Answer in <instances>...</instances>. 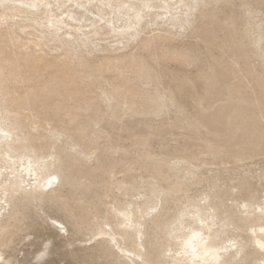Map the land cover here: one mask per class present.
I'll return each instance as SVG.
<instances>
[{"label": "rangeland", "instance_id": "obj_1", "mask_svg": "<svg viewBox=\"0 0 264 264\" xmlns=\"http://www.w3.org/2000/svg\"><path fill=\"white\" fill-rule=\"evenodd\" d=\"M100 1L81 0V8L68 0H50L53 12L40 6L34 14L12 12L11 7L1 15L0 6V94L6 95L0 105L20 118L45 156L67 152L62 160L72 176L69 182L63 172L62 184L51 194L55 199L24 209L4 248L11 264H115V250L103 236H95L97 222H115V206H155L144 218L149 232L163 207L171 228L187 233L189 224L196 225L192 208L183 210L189 201L210 194L220 212L235 206L241 187L249 186L264 200V0H186L199 3L183 26V21L172 24L168 18L184 12L185 2L152 0L154 5L167 1L171 13L151 9L155 12L143 20L136 37L107 24L110 16L116 25L126 21V9L117 8L122 0H112L109 10ZM100 10L107 12L105 20ZM68 11L77 15V22L67 17ZM47 18L71 26L64 24L56 36ZM141 62L150 79L136 78L135 63ZM203 75L219 77L223 99L232 95L246 101L248 122L223 140V149L237 150L235 144L247 142L251 157L234 162L206 152V139L215 131L227 134L216 110L226 101L208 110L196 107L199 96L210 105ZM201 151L192 163L188 157ZM172 184L184 190L166 194L173 191ZM153 186L164 192L150 199ZM182 210L184 226L178 218ZM55 219L62 224L55 225ZM237 235L249 236L230 226L222 242L230 244ZM163 240L166 247L174 246ZM247 250L252 254L245 264H264L263 250L252 244Z\"/></svg>", "mask_w": 264, "mask_h": 264}, {"label": "bare ground", "instance_id": "obj_2", "mask_svg": "<svg viewBox=\"0 0 264 264\" xmlns=\"http://www.w3.org/2000/svg\"><path fill=\"white\" fill-rule=\"evenodd\" d=\"M59 1L57 0V2ZM68 1L74 2L75 5L77 4L81 8L85 6L81 0ZM185 1L179 0L180 3ZM11 2H14L13 6H11ZM86 2L91 3V0H86ZM100 2V7L106 6L107 10H109L108 6L111 8L112 0H101ZM198 3L197 1L194 5H190L185 2V11L178 12V15L174 16V18L173 16H169L168 19L172 20V24L175 23L174 20L179 19L183 21L182 26L190 23L191 20L188 19L190 15L189 11L193 7L198 6ZM50 4H52L50 0H0V6H3L2 10H4L1 15L5 14V10L12 8H14L12 12H29L34 14L36 11H39L40 6H43L46 12H53V8H48ZM100 7L98 6L97 8ZM156 7L162 9L164 11L163 14L168 15L171 13V6L167 1L161 5L152 4V0L119 1L117 8L126 9V21L122 25H116L114 24V18L110 16L107 19V24L115 31L120 29V33L127 34V32H130L131 37H136L138 32H140L141 23L146 17L151 16L150 12H155L150 10H154ZM88 10L91 13L94 12V9ZM53 14L55 15V13ZM53 14L50 13L49 17ZM66 14L69 19L76 21L77 15L74 12L68 11ZM98 14L101 20H105V16L107 15L105 10L98 11ZM159 16V13L155 15L156 18ZM47 19L55 27V29H52L55 30L56 36H59V31L63 30L64 24L66 27H68L67 25L71 26V22L68 23L66 20ZM101 26L103 25L101 24ZM52 29H50L51 32ZM112 32L114 33V31ZM93 33L95 34V30ZM122 34L119 35L121 36ZM135 65L134 74L136 78H151L149 68L145 63H135ZM203 76L206 96L211 95L210 100L207 102L210 105L207 107L204 97L199 96L195 101L196 107L201 110H208L214 107L216 102L226 101V103L220 105L216 110L219 111V118L221 119L222 116L221 120L225 122L224 128L227 134H221L220 130L215 131L213 138L206 139L209 144L206 152L214 157L225 156L234 162H240L251 157L252 153L247 148V142L243 145L235 144L234 146L237 147V150L229 151L223 149L226 146L223 140L228 141L229 137L239 133L242 126L248 122L249 115H247L246 110L248 108L245 106L246 101L239 100L232 95L228 99H223L220 96L222 84L219 77L216 75ZM227 86L229 88V84ZM214 93L215 96L213 97ZM5 97L6 95L0 94V99L2 98L3 102L6 101ZM157 102L160 104L159 101ZM21 103L23 102H18V104ZM193 130L196 133L200 132L197 131V126H193ZM32 139L26 133V129L21 124L20 118L17 115L12 116L7 109L3 110L0 105V264H11V259H7L4 256V248L10 243L7 236L11 228L16 226V223L22 222L23 211L29 203H36L39 206L41 202L55 199V195L51 194L56 191L58 185L62 184L61 178L64 177V171L68 172L66 174L67 179L69 182H72L70 166L62 160V157H65L67 152L59 151L56 154L52 152L48 156H45L41 151L42 149H39V145L38 147L34 146ZM203 152L201 151L199 154L193 153L188 158L193 163L199 159V156ZM196 166L198 167V165ZM260 179H264V174ZM176 184H172V186L174 185L171 189L173 191L171 193L169 191L166 194L171 195L173 192H178V190H184L183 188L181 190V184H179V187ZM151 189L152 194L150 199L164 192L154 188V186ZM242 189L241 195L235 198V206L228 205L226 209L220 212L218 204L211 201L210 194L201 197L200 200L189 201L183 210L192 208L189 212L193 220L192 224L195 223L196 225L189 224L188 227L190 226V228L187 233H180L178 229L171 228L172 222L169 216L163 214V207L160 217L154 220L152 229L150 228L152 231L149 232V227L145 226L147 221L144 218L146 215H149L151 209H155V206L139 207L137 204L136 207L130 208L131 205L134 206L133 203L130 205V209H121L117 208V206L111 209L112 215L116 218L115 222L111 225L105 221L107 220L106 218H103L101 222H97L98 228L95 236H103L109 248L112 251L115 250L114 252L118 259L115 264H245L246 261H249L248 259L252 254V251L247 250L249 245L252 244L255 249L264 251V200H259L255 196L251 186L245 189L241 187ZM219 195L220 197L222 196V194ZM222 197L221 202L225 204L224 196ZM95 206L96 204L92 203V207L94 208ZM183 210L180 211L181 214L178 217L181 220L180 226L184 224L183 217L185 215L183 217L182 215L185 212ZM53 223L58 226L62 224L58 219H55ZM217 224L219 226L216 228ZM104 225H109L110 228L107 229ZM230 226L246 231L249 236L247 238L242 236L239 238L238 236L240 235H237L230 239V244L223 243L221 237ZM160 233H163L164 236L160 237ZM163 239L168 242L172 241L174 246H170V248H168L169 246L166 247Z\"/></svg>", "mask_w": 264, "mask_h": 264}]
</instances>
